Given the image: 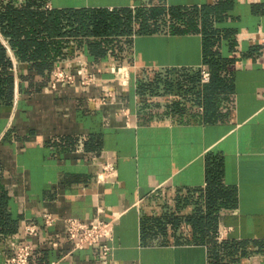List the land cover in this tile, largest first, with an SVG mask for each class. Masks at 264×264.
I'll return each instance as SVG.
<instances>
[{
  "label": "crops",
  "instance_id": "0c3cea01",
  "mask_svg": "<svg viewBox=\"0 0 264 264\" xmlns=\"http://www.w3.org/2000/svg\"><path fill=\"white\" fill-rule=\"evenodd\" d=\"M8 9H129L131 30L73 34L64 17L63 36L40 39L52 70L76 82L53 89L34 59L18 56L28 30L16 37L0 23L14 76L12 102L0 104V264L25 242L28 264H264V0H0V14ZM83 63L90 85L77 74ZM105 160L117 177L99 181ZM210 170L220 172L215 191ZM68 217L109 221L110 256L75 248ZM28 223L37 235L25 234Z\"/></svg>",
  "mask_w": 264,
  "mask_h": 264
},
{
  "label": "trees",
  "instance_id": "16d2710c",
  "mask_svg": "<svg viewBox=\"0 0 264 264\" xmlns=\"http://www.w3.org/2000/svg\"><path fill=\"white\" fill-rule=\"evenodd\" d=\"M171 11L173 17H179V8H172ZM209 13L214 14V9L207 10V13L204 12L203 20L205 33L208 32L207 14ZM64 17L69 18L70 22L76 25V28L71 31L73 34L84 33L88 35H109L114 33H129L131 30V11L129 9H123V11L120 12L102 9L80 11L71 10L66 11L65 13L56 10L48 14H45L42 11L8 9L5 13L0 14V23L2 24L4 20H8L7 25L9 29L17 31L12 34L16 35V37H18L21 32L28 30L26 33L27 36L24 39H18L20 40L17 44L19 46L18 49L21 50L18 56L22 58L34 59L37 69H34L33 72L37 73L41 77H48L49 75L50 78V73L52 68L55 66V63L46 53L48 43L45 39L41 40L40 38L47 34L49 36H63L64 33L62 32L61 24ZM143 26L144 25L141 26L139 32L146 31V28ZM30 31H33V34L30 33ZM208 40L207 36L205 42V62L207 61L208 63L209 61L212 65V78L215 81V79L217 80L215 72H217V63H219V60L216 58V60L208 58L210 56V42L208 44ZM31 46L35 47L34 53L27 54L28 48ZM55 49L57 50V47ZM90 49L97 57L101 56L104 52L99 43H92L90 45ZM10 66V57L6 53L4 47L0 44V104L5 103L6 105H9L12 102L14 92V76L10 70ZM214 84L215 89H220V82H214ZM208 183L215 191L217 185L220 184V172L210 170L208 173ZM214 216V221L216 222V214Z\"/></svg>",
  "mask_w": 264,
  "mask_h": 264
},
{
  "label": "built area",
  "instance_id": "2783aa9c",
  "mask_svg": "<svg viewBox=\"0 0 264 264\" xmlns=\"http://www.w3.org/2000/svg\"><path fill=\"white\" fill-rule=\"evenodd\" d=\"M264 58V49H263ZM112 72L116 79H118L123 85L129 83V71L127 67H118L112 69ZM78 76L81 77L82 85H90L95 81V76L92 72L87 70L86 64L77 70ZM210 79V71L208 69L202 70V81L208 82ZM76 82L75 74L67 71L61 65L56 66L50 73V86L56 89L60 84L73 85ZM96 100V99H94ZM100 103L104 100H98ZM117 177V169L115 165L108 160L102 161L101 171L97 175L99 181H108ZM55 218L52 214L47 213L44 221L46 226H52ZM112 230V224L104 219H98L95 222L83 221L77 217H68L66 219V237L74 244L75 248H83L85 246H100L102 259L105 260L110 256L111 247L108 242L110 231ZM24 232L27 236H35L38 233V228L35 224L28 223L24 227ZM222 231L219 232L218 238L220 239ZM33 246L28 243H22L17 245L13 253L8 257V264H28L29 259L33 253ZM51 264H58L57 261H52Z\"/></svg>",
  "mask_w": 264,
  "mask_h": 264
}]
</instances>
